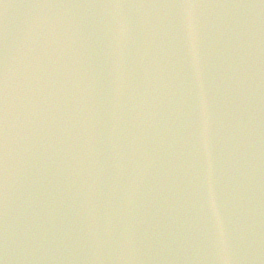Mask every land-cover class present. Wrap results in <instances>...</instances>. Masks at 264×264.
<instances>
[{
    "label": "water",
    "instance_id": "obj_1",
    "mask_svg": "<svg viewBox=\"0 0 264 264\" xmlns=\"http://www.w3.org/2000/svg\"><path fill=\"white\" fill-rule=\"evenodd\" d=\"M0 264H264V0H0Z\"/></svg>",
    "mask_w": 264,
    "mask_h": 264
}]
</instances>
